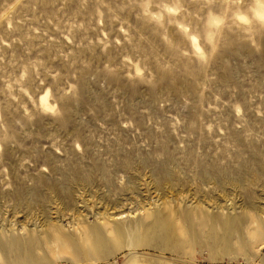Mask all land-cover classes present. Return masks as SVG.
<instances>
[{"label": "rangeland", "instance_id": "1", "mask_svg": "<svg viewBox=\"0 0 264 264\" xmlns=\"http://www.w3.org/2000/svg\"><path fill=\"white\" fill-rule=\"evenodd\" d=\"M245 3L0 0V264H264Z\"/></svg>", "mask_w": 264, "mask_h": 264}, {"label": "snow or ice", "instance_id": "2", "mask_svg": "<svg viewBox=\"0 0 264 264\" xmlns=\"http://www.w3.org/2000/svg\"><path fill=\"white\" fill-rule=\"evenodd\" d=\"M238 2L241 4V6H245V4H246L245 0H238ZM241 19H243V17H241ZM261 20L264 21V17H261ZM244 22L247 23V21H244Z\"/></svg>", "mask_w": 264, "mask_h": 264}]
</instances>
